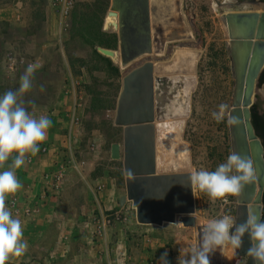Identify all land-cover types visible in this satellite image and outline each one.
<instances>
[{"label":"rangeland","instance_id":"374dc122","mask_svg":"<svg viewBox=\"0 0 264 264\" xmlns=\"http://www.w3.org/2000/svg\"><path fill=\"white\" fill-rule=\"evenodd\" d=\"M46 1H24L22 40L17 41L15 26L0 28V95L17 91L28 65H34L33 87L21 99L37 118L52 120L40 152L26 155L24 165L16 169L23 187L6 200L12 215L21 220L29 245L25 255L10 257L6 264H159L165 252L170 264H178V258L189 255L198 244L197 229L181 222L140 224L132 201L119 202L126 194L124 168L120 159L111 156L112 145L123 144V127L115 124L123 77L147 57L130 67L120 64L118 14L110 16L111 0L81 2L73 31L60 24L52 0ZM159 1L153 2L151 18L173 26L166 20L169 8L166 13L158 11L157 5L166 0ZM168 2L169 18L180 20L185 33L161 42L154 31L155 47L164 50L153 56L170 61L178 50L201 52L184 140L190 144L193 171H212L232 153L227 120L218 123L212 117L222 103L230 109L233 97L220 13L214 0ZM242 3L262 8L264 0ZM105 23L108 28L101 32ZM154 24L163 28L161 21ZM80 35L84 36L81 43ZM99 48L116 51L117 58ZM263 87L259 82L258 89ZM253 107L264 115L261 94L257 93ZM11 163L10 159L5 168ZM195 201L197 225L235 216L236 196L211 199L195 189ZM235 251L226 246L224 263L246 264V258L235 261Z\"/></svg>","mask_w":264,"mask_h":264},{"label":"water","instance_id":"95a60500","mask_svg":"<svg viewBox=\"0 0 264 264\" xmlns=\"http://www.w3.org/2000/svg\"><path fill=\"white\" fill-rule=\"evenodd\" d=\"M216 1L221 6L232 5L227 1ZM150 2L112 0L111 3V11L118 14L122 66L130 67L147 57L123 77L118 96L115 124L123 127V144L114 143L111 156L123 159L126 194L119 202L123 205L127 200L132 201L140 224L163 226L181 222L185 227L196 228L199 243L207 224L197 225L194 216L195 189L189 185L193 167L184 131L191 115L192 96L197 89L195 71L201 52L178 50L170 61H159L153 56L164 50L155 47L157 34H160L161 42L163 39L174 41L183 37L185 28L180 20L169 18L171 8L166 20L173 26L165 27L162 20L151 18ZM259 7L262 8L243 9L236 3L226 11L219 8L233 78L230 113L239 117L238 125H229L232 153L251 157L258 174L253 184L245 186L236 195L234 219L237 224L246 221L249 209H254L261 218L264 210V143L252 120V107L264 71V4ZM159 21L163 26L161 29L154 27V22ZM99 50L110 57L117 53ZM250 247L252 241L245 234L241 248L235 252V261L246 258V264H256L247 256ZM224 250L225 247L212 253L210 264H225Z\"/></svg>","mask_w":264,"mask_h":264},{"label":"clouds","instance_id":"9594fccd","mask_svg":"<svg viewBox=\"0 0 264 264\" xmlns=\"http://www.w3.org/2000/svg\"><path fill=\"white\" fill-rule=\"evenodd\" d=\"M35 71L36 66L28 65L20 78L19 89L0 95V264H6L10 257L25 255L28 249L23 224L12 215L6 200L9 194H15L23 187L16 169L24 165L26 155L35 156L40 152V145L52 127L49 117L41 115L37 118L21 99L32 89ZM212 117L218 123L225 119L228 125L239 123V117L231 114L229 105L224 103L218 106V111L212 112ZM10 159L12 163L5 168ZM257 179L254 160L231 153L215 170L193 171L189 175V185L193 190L207 193L211 199H223L239 195L245 186ZM245 234L252 241L247 256L253 258L256 264H264V218L254 209L247 211V219L242 224H237L236 219L228 215L211 220L202 230L201 241L191 247L189 255L183 259L179 257L178 264H210L209 256L216 250L225 246L240 249ZM159 264H170L167 252L159 258Z\"/></svg>","mask_w":264,"mask_h":264},{"label":"crops","instance_id":"0c3cea01","mask_svg":"<svg viewBox=\"0 0 264 264\" xmlns=\"http://www.w3.org/2000/svg\"><path fill=\"white\" fill-rule=\"evenodd\" d=\"M24 1L25 0H0V28L2 27V25H5V27H8V28L10 26H15L14 27L15 31H16L15 35H16V37H18L17 41L25 38V35H24L25 33L23 31L24 30L23 29V24H24L23 15L25 14V10H26L24 7ZM39 1L40 0H32V4L38 3ZM83 1L84 0H76V4H75L74 9H73L71 16L69 18V29L71 28V31H73V29L77 26V23L75 21V13L77 14L79 9H81L82 4H80V3ZM158 1L159 0H156V2H158ZM46 2H48V0ZM153 2H154V0L153 1L151 0V2H150L151 3V9L153 8V6H155L154 5L155 3H153ZM111 3H112V0H111ZM156 5H157V3H156ZM157 7H158L159 14L163 11L166 13L168 11L167 9L171 8L168 1H165L164 4H162V2H160L157 5ZM57 14H58V12H57ZM105 28H108L107 23H105V27H103V26L101 27V32H104ZM78 37H79L78 38L79 43H81L80 39L84 38V36L80 35ZM118 38H119V36H118ZM86 43L87 42H85V44ZM90 43L93 44L91 41H90ZM118 47H119V44H118ZM66 62H67V60H66ZM68 63H69V59H68ZM229 65H230V60H229ZM70 68H71V64H69L68 69H70ZM191 109H192V106H191ZM184 139H185V133H184ZM191 160H193V156H191ZM118 162H121L122 166H123V159L122 158Z\"/></svg>","mask_w":264,"mask_h":264},{"label":"built area","instance_id":"2783aa9c","mask_svg":"<svg viewBox=\"0 0 264 264\" xmlns=\"http://www.w3.org/2000/svg\"><path fill=\"white\" fill-rule=\"evenodd\" d=\"M52 4L56 7L59 15L60 23L64 27H69V18L76 4V0H52ZM57 187L59 186L58 181L61 180V176L57 177Z\"/></svg>","mask_w":264,"mask_h":264},{"label":"trees","instance_id":"16d2710c","mask_svg":"<svg viewBox=\"0 0 264 264\" xmlns=\"http://www.w3.org/2000/svg\"><path fill=\"white\" fill-rule=\"evenodd\" d=\"M260 83H264V71L261 74ZM252 120L258 135L264 143V115H261L255 107L252 108ZM262 218H264V210Z\"/></svg>","mask_w":264,"mask_h":264},{"label":"bare ground","instance_id":"6f19581e","mask_svg":"<svg viewBox=\"0 0 264 264\" xmlns=\"http://www.w3.org/2000/svg\"><path fill=\"white\" fill-rule=\"evenodd\" d=\"M215 2H214V7L218 10V12H219V8H223V10H227L228 8H231V6L233 5V4H236V3H239V4H242L241 5V8H243V9H245V8H249V7H252V6H250V4L249 5H247V4H243L242 3V1L243 0H225V1H227V3L229 4V3H231L232 5H227V6H225V5H219L218 3H217V1L216 0H214ZM225 1H223V2H225ZM163 9V8H162ZM110 14V16L112 15V16H116L117 14L116 13H114V12H110L109 13ZM162 17H160V18H158V19H161ZM162 19H164V18H162ZM117 56V53H116V55H114L113 56V58H117L116 57ZM197 56V55H196ZM198 57V56H197ZM197 59V58H196ZM121 62V61H120ZM195 63H196V60H195ZM121 64V63H120ZM257 93H259V94H261L262 95V97H263V99H264V87H263V89H261V90H259V89H257ZM257 95V94H256ZM195 191V190H194ZM178 224V223H177ZM225 248H226V246H225ZM236 252V251H235ZM224 254H225V250H224Z\"/></svg>","mask_w":264,"mask_h":264}]
</instances>
